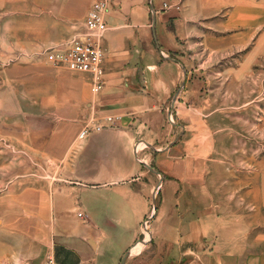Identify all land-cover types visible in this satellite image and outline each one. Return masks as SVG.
I'll return each instance as SVG.
<instances>
[{"label":"crops","instance_id":"crops-1","mask_svg":"<svg viewBox=\"0 0 264 264\" xmlns=\"http://www.w3.org/2000/svg\"><path fill=\"white\" fill-rule=\"evenodd\" d=\"M93 1L0 0L3 49L18 50V77L32 82L38 112L56 121L26 143L54 161L53 180L8 201L16 212L0 228V249L37 264L51 255L67 264H264V153L252 154V169L224 168V185L210 168L207 184L200 138L186 154L171 120L184 116V98L200 95L184 52L199 46L202 18L228 8V22L250 0H109L106 83L96 95L88 73L39 57L86 30ZM92 111L122 118L81 140L82 114ZM237 156L250 154L223 159Z\"/></svg>","mask_w":264,"mask_h":264},{"label":"rangeland","instance_id":"rangeland-1","mask_svg":"<svg viewBox=\"0 0 264 264\" xmlns=\"http://www.w3.org/2000/svg\"><path fill=\"white\" fill-rule=\"evenodd\" d=\"M249 6V9L234 8L228 22V8L219 10L211 19L202 18L199 46L188 47L184 52L186 61L189 60L190 81L194 78L192 83L200 95L195 101L192 96L183 99L186 109L181 121L185 124L176 116L171 120L179 121L182 127L178 138L183 136L186 141V154L192 152L193 144L200 138L201 154L205 156L201 171L207 184L210 168L216 171L215 183L224 185V168L252 169L258 158L252 154L264 153V0H250ZM3 18L0 14V32L7 25V17ZM215 19V27L206 31ZM3 48L0 41V228L16 212L9 208L8 201H16L18 193L34 183L47 184L53 180L54 161L49 156H32L26 143L33 142L35 129L56 122L49 121L48 114L38 112L35 97L28 95L32 82L19 78L23 76L24 61L18 50L12 49L8 54ZM50 48L43 49L39 57L55 67L66 68L47 59ZM105 115L96 111L91 116L84 113L81 122L101 120ZM225 152H248L250 156L243 159L237 156L232 162L223 159ZM152 166L158 169L154 159ZM14 219L17 220L16 215ZM17 252L13 249L6 253L2 249L0 264H37L33 257L19 256Z\"/></svg>","mask_w":264,"mask_h":264},{"label":"built area","instance_id":"built-area-1","mask_svg":"<svg viewBox=\"0 0 264 264\" xmlns=\"http://www.w3.org/2000/svg\"><path fill=\"white\" fill-rule=\"evenodd\" d=\"M167 5V3H165ZM109 0H94L86 16V30L73 36L67 43L59 44L47 50V59L56 65L88 72L91 76V88L101 91L105 86V54L106 49L101 37L108 29L105 12ZM120 114H107L101 120H89L81 127L78 137L86 139L93 132L103 130L107 125L121 119ZM44 264H67L58 261L53 255Z\"/></svg>","mask_w":264,"mask_h":264}]
</instances>
